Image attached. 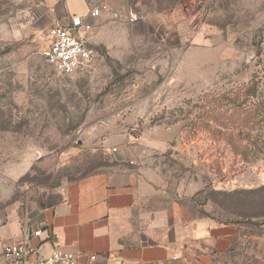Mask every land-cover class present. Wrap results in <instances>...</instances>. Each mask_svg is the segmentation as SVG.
<instances>
[{
	"label": "rangeland",
	"instance_id": "rangeland-1",
	"mask_svg": "<svg viewBox=\"0 0 264 264\" xmlns=\"http://www.w3.org/2000/svg\"><path fill=\"white\" fill-rule=\"evenodd\" d=\"M89 2L103 10L94 60L63 75L42 55L50 25L68 16L62 1L0 0V229L116 166L112 145L125 135L172 127L168 146L146 148L144 163L172 197L179 187L200 214L238 229L216 264H264V154L245 153L246 139L235 149L214 121L219 102H206L256 81L253 136L264 144V0Z\"/></svg>",
	"mask_w": 264,
	"mask_h": 264
},
{
	"label": "crops",
	"instance_id": "crops-1",
	"mask_svg": "<svg viewBox=\"0 0 264 264\" xmlns=\"http://www.w3.org/2000/svg\"><path fill=\"white\" fill-rule=\"evenodd\" d=\"M55 1H62L65 15L90 12L89 0ZM172 135V127L156 138L125 135L121 144L112 145L116 166L68 183L59 202L4 224L0 260L4 246L18 240L27 226L43 230L33 241L41 254L58 247L74 252L77 264H216L231 251L238 229L200 214L179 187L172 197L163 173L144 163L146 148L163 149Z\"/></svg>",
	"mask_w": 264,
	"mask_h": 264
},
{
	"label": "built area",
	"instance_id": "built-area-1",
	"mask_svg": "<svg viewBox=\"0 0 264 264\" xmlns=\"http://www.w3.org/2000/svg\"><path fill=\"white\" fill-rule=\"evenodd\" d=\"M102 12L94 7L85 15L71 14L56 18L48 30V42L42 50L45 60L60 74L67 75L88 69L95 57L90 35L93 21ZM134 16V15H133ZM136 17L134 16L133 19ZM42 229L31 231L24 227L18 240L6 244L3 248L0 264H77V255L68 250L55 247L48 254L40 253L35 246V238L41 239ZM92 260L96 255H91Z\"/></svg>",
	"mask_w": 264,
	"mask_h": 264
},
{
	"label": "trees",
	"instance_id": "trees-1",
	"mask_svg": "<svg viewBox=\"0 0 264 264\" xmlns=\"http://www.w3.org/2000/svg\"><path fill=\"white\" fill-rule=\"evenodd\" d=\"M180 1V0H178ZM258 84L256 81H253L251 84L244 87V89L237 92L236 95H230L229 93L222 94H209L207 95L208 99L206 102L213 103L218 101L217 109L213 107V110H217L214 114V121L216 125L219 126V134H223L222 130L225 129L229 132L230 136L235 135L234 145L237 149L242 142L246 139L247 144L244 146L245 153L251 154H264V144L257 146L258 142L253 136V130L256 127V120L260 112V104L257 102H252L249 100L257 94ZM243 98V105L238 104V101ZM210 99V100H209ZM226 103H230L231 107L234 109L231 111L228 108H223L222 106ZM243 107V108H242ZM264 143V142H263ZM61 198V197H60ZM59 199L54 200L48 205H42L43 207L53 205L60 201ZM232 249V248H231Z\"/></svg>",
	"mask_w": 264,
	"mask_h": 264
}]
</instances>
